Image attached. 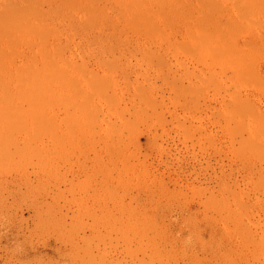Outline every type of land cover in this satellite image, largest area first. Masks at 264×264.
Listing matches in <instances>:
<instances>
[{
  "label": "rangeland",
  "instance_id": "1",
  "mask_svg": "<svg viewBox=\"0 0 264 264\" xmlns=\"http://www.w3.org/2000/svg\"><path fill=\"white\" fill-rule=\"evenodd\" d=\"M0 264H264V0H0Z\"/></svg>",
  "mask_w": 264,
  "mask_h": 264
}]
</instances>
